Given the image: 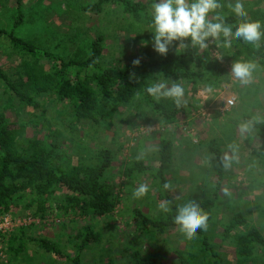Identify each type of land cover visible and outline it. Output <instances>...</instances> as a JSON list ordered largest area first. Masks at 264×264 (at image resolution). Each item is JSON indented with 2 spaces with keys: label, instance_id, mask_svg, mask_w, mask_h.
I'll return each instance as SVG.
<instances>
[{
  "label": "rangeland",
  "instance_id": "obj_1",
  "mask_svg": "<svg viewBox=\"0 0 264 264\" xmlns=\"http://www.w3.org/2000/svg\"><path fill=\"white\" fill-rule=\"evenodd\" d=\"M87 1L92 0H22L23 19L15 27L14 0H0V29L12 28L14 33L64 57L85 56L89 42L97 34H103L100 58L103 65L149 59L158 54L153 48L149 24L131 20L114 6H105V11L98 14L87 13L79 8L80 3ZM142 1L149 11L151 0ZM244 7L247 12L264 8V0H244ZM180 47L178 42H173L168 50ZM213 54L219 56V50ZM28 57L15 50L4 34L0 35V66L11 79L17 76L21 60ZM231 62L224 61L228 78L219 85L199 86L195 92L190 90L193 86L186 87L187 94L182 98L198 100L200 107L180 115L170 124L161 123L158 114L139 98L122 106L121 112L107 122L96 124L75 120L66 101L54 99L53 94L40 97L41 107L34 109L18 102L0 86V111L4 110L10 125L18 129L22 126L23 135H36L46 142L54 140L67 163L87 162L94 159L97 149H111L114 192L120 197L115 210L107 216L88 219L72 212L64 214L53 203L46 215L37 216L33 225L28 224L31 227L26 229V235L45 236L55 241L65 256L44 251L32 242H26L20 252L13 251L11 247L17 245L13 235L16 227H8L0 236V264H72L67 257L74 254L77 240L71 235L86 223L99 232L100 240L80 253L81 264H109L110 261L126 264L132 248H139L142 254H157L160 264H177V251L201 260L203 253L196 233L188 235L178 227H169L161 234L150 236L134 230L135 207L151 216L160 212L155 184L144 173H134L127 179L120 171L134 160L156 165L159 139L166 136L173 139V170L167 174L172 192L180 201L213 200L205 234L209 243L218 249L222 258L220 264H237L233 242L223 238L224 226L231 215L241 212L264 234V171L259 157L253 153L260 141L252 128L243 134L239 128V124L246 121L244 115L264 120V69L256 70L248 83H242L232 74ZM160 80L167 81L168 86L185 83L173 75ZM227 95L235 96L234 105L220 112L216 106ZM211 138L219 143L225 161L223 177L215 192L216 165L207 147ZM20 140L18 135L17 142L21 143ZM140 183L147 184L149 191L137 199L132 192ZM66 191L58 189L55 195L59 197ZM5 214L13 219L28 215L18 206H11L0 217Z\"/></svg>",
  "mask_w": 264,
  "mask_h": 264
},
{
  "label": "trees",
  "instance_id": "obj_2",
  "mask_svg": "<svg viewBox=\"0 0 264 264\" xmlns=\"http://www.w3.org/2000/svg\"><path fill=\"white\" fill-rule=\"evenodd\" d=\"M16 12L15 27L23 19L22 0H14ZM105 6H114L122 15H127L133 21L149 24L147 4L142 0H92L79 4V8L87 13L98 14L105 11ZM219 10L226 14L230 22L235 24L243 19L239 17L228 0H220ZM248 18L259 20L264 25V8H252ZM150 25V24H149ZM10 45L21 54L28 55L20 62L17 76L11 79L0 66V86L18 102L32 108L41 107L40 97L53 94L54 99L66 101L74 119L88 120L96 124L107 122L120 108L132 100H143L163 124L175 122L180 115L188 114L190 110L200 107L198 100L182 98L180 105L171 98L155 100L146 92V87L158 81L161 77L173 75L183 79L184 94L187 86L195 92L199 86H217L228 78L224 61L252 62L256 70L264 69V38L258 46L245 43L233 35L232 42L226 44L223 35L208 37L207 47L193 46L186 38V44L178 49H169L166 54H157L149 59L119 61L113 65H103L102 55L103 34H97L89 42V50L83 57H64L44 49L10 30L0 29ZM219 50V56L213 51ZM229 58L230 60H226ZM247 121L253 118L244 115ZM260 141L253 150L260 160L264 171V120L254 122L251 127ZM22 126L12 127L4 110L0 111V214L7 212L11 206H18L22 213L33 217H43L54 203L64 214L72 212L88 219L111 214L120 201L118 193L114 192V176L112 163L114 153L107 147L95 151L94 159L67 163L63 152L56 142H46L36 135H23ZM18 135L21 143L17 142ZM173 139L170 136L159 139L157 164L144 165L141 160H134L121 169L128 179L134 173H144L150 176L155 184L154 192L157 201H170V211L151 216L138 207L133 209L135 218L134 230L139 234H161L169 227H178L179 222L173 218L180 199L174 195L172 188L162 190V184L167 181V174L173 170ZM215 162V189H218L223 177L224 158L219 143L211 138L207 143ZM64 188L67 191L58 197L55 192ZM200 207L204 210L207 220L211 218L212 199H201ZM26 216V215H25ZM32 224V223H31ZM33 225V224H32ZM31 226H16L13 232L17 245L11 249L20 252L26 242L34 243L38 248L52 252L55 255L65 254L57 243L45 236L26 235V229ZM64 223H62V228ZM223 238H229L235 247V262L237 264H264V234L241 212H234L225 224ZM201 260L175 252L177 264H220L221 255L208 241L204 228H197ZM4 234L0 232V236ZM75 242L74 254L68 256L72 264H81L80 253L91 243L100 240V234L90 223L81 225L71 235ZM70 237V238H71ZM155 253L142 254L139 248H132L126 264H160ZM109 264H113L112 261Z\"/></svg>",
  "mask_w": 264,
  "mask_h": 264
},
{
  "label": "clouds",
  "instance_id": "obj_3",
  "mask_svg": "<svg viewBox=\"0 0 264 264\" xmlns=\"http://www.w3.org/2000/svg\"><path fill=\"white\" fill-rule=\"evenodd\" d=\"M220 0H151L148 16L154 50L164 55L173 42L184 46V39L188 38L193 46L207 47L208 37H220L223 35L224 42L230 44L233 35L245 43L258 46L264 38V25L259 20L248 18L244 7V0H232V7L240 21L233 24L228 20L226 14L219 10ZM133 64H139L134 60ZM255 65L248 61H237L232 65L231 72L234 77L242 83H248L251 72ZM146 92L155 100L171 98L174 103L180 105L184 95V89L179 83H172L160 80L149 84ZM254 122H260L259 117L250 118L239 124L241 134L249 131ZM171 185L165 181L162 190H169ZM149 186L140 183L132 195L134 198H141L147 195ZM170 201L161 200L157 208L162 212H169ZM173 218L179 222V226L188 235H194L197 228L206 227V214L202 211L199 203L194 198L180 201L174 212Z\"/></svg>",
  "mask_w": 264,
  "mask_h": 264
},
{
  "label": "built area",
  "instance_id": "obj_4",
  "mask_svg": "<svg viewBox=\"0 0 264 264\" xmlns=\"http://www.w3.org/2000/svg\"><path fill=\"white\" fill-rule=\"evenodd\" d=\"M225 65V63H223ZM216 106V109L220 112H224L225 110L230 109L235 102V96L233 95H227L225 97H222ZM35 219H38L37 217H33L30 215H26L25 217L22 218H11L7 214L3 215L0 217V232L5 231L6 229L16 227V226H22V225H28L32 222H35Z\"/></svg>",
  "mask_w": 264,
  "mask_h": 264
}]
</instances>
